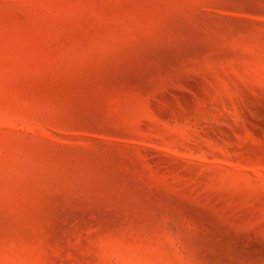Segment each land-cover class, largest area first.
I'll list each match as a JSON object with an SVG mask.
<instances>
[{
    "label": "rangeland",
    "instance_id": "rangeland-1",
    "mask_svg": "<svg viewBox=\"0 0 264 264\" xmlns=\"http://www.w3.org/2000/svg\"><path fill=\"white\" fill-rule=\"evenodd\" d=\"M0 264H264V0H0Z\"/></svg>",
    "mask_w": 264,
    "mask_h": 264
}]
</instances>
